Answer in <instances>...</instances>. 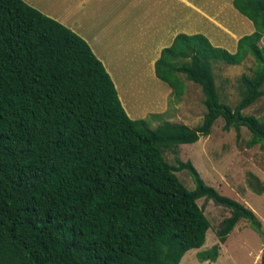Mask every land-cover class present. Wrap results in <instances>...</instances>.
<instances>
[{"label": "trees", "instance_id": "1", "mask_svg": "<svg viewBox=\"0 0 264 264\" xmlns=\"http://www.w3.org/2000/svg\"><path fill=\"white\" fill-rule=\"evenodd\" d=\"M232 4L254 26L234 52L180 32L155 61L175 97L185 88L179 73L200 86L201 123L152 128L150 118L129 117L84 38L24 0H0V264H179L211 226L201 197L229 210L220 243L241 219L264 241L250 207L208 185L191 161L175 166L163 154L207 136L218 117L237 138L246 127L249 146H264V121L243 112L264 93V0ZM248 54L255 65L232 106L219 98L211 62L238 64ZM178 169L188 170L193 189ZM251 189L264 193V185ZM219 247L198 260H216Z\"/></svg>", "mask_w": 264, "mask_h": 264}, {"label": "crops", "instance_id": "2", "mask_svg": "<svg viewBox=\"0 0 264 264\" xmlns=\"http://www.w3.org/2000/svg\"><path fill=\"white\" fill-rule=\"evenodd\" d=\"M24 1L88 42L110 74L120 101L132 119L151 118L149 115L155 114L159 116L152 117L174 122L170 119L176 115L187 117L192 110L190 101L185 104L187 88L180 99L174 101L172 88L155 75L154 65L161 49L169 46L176 34L202 33L213 45L232 46L231 52H234L242 33H237L238 30L232 26L227 28L226 23L233 18L241 29L239 31L251 28L250 22L232 9V0ZM196 22L202 27L195 26ZM220 26L231 38H226L225 34V37L215 40L212 27ZM159 82L164 83L159 85ZM144 85L148 92L152 87L156 89L141 104L137 97L142 95ZM183 107L185 111H182Z\"/></svg>", "mask_w": 264, "mask_h": 264}, {"label": "rangeland", "instance_id": "3", "mask_svg": "<svg viewBox=\"0 0 264 264\" xmlns=\"http://www.w3.org/2000/svg\"><path fill=\"white\" fill-rule=\"evenodd\" d=\"M57 4L58 2H55V5ZM231 7L235 10L232 4ZM236 13L247 19L251 24L252 30L254 29L252 22L247 17L238 11ZM195 26L198 28L202 27V25L199 27L197 22ZM225 26L227 28L231 26L236 28L238 30L237 33H242V35L252 31L251 28L239 31L241 29H239L237 21L234 22L233 18ZM220 27H212L215 32L213 35L215 40L225 37V34L226 38H231L222 29V26ZM260 45L264 46V36L260 41ZM224 48L232 51V46ZM254 65V58L249 54L238 64H229L223 60H213L211 62L212 72L221 101L232 106L237 103L242 97L244 90L241 76L243 73L251 75ZM179 77L184 81V86L187 88L185 95L187 94L188 98L185 97V104L190 101L189 104L193 108L189 111L187 117L181 118V116L178 115L177 117L176 115L173 120H170L195 127L201 123L202 115L205 111V107L202 104V91L198 84L186 79L184 74L179 73ZM161 83L163 84L164 82H159L158 84L162 85ZM156 85L155 83L154 86ZM155 89V87H152L150 92ZM262 89L264 90V84ZM150 92L145 89L144 85L142 95L139 98L137 97V101L141 104L144 101L146 102L151 94ZM180 97L173 95V100L178 101ZM185 110L186 108L183 107L182 111ZM172 111L175 112L174 109ZM243 112L253 114L264 121V93L253 104L245 108ZM154 115H149L151 117L149 125L152 128L163 121V117L154 118L152 117ZM152 119H156V121H152ZM223 124L224 119L218 117L207 136H201L196 142L191 144H180L177 147L165 149L163 152L164 157L170 164L175 166H178V159L184 162L191 161L208 185L250 207L260 219L262 230L264 231V193H256L251 189L252 185H257L258 187L264 185V146L260 144L248 145L251 133L246 127L240 128V136L237 138L235 128L230 127L229 130H224ZM175 173L188 189L194 188L193 178L187 169H178ZM197 203L203 209L211 226L206 232L203 246L188 250L181 258L179 264H259L264 248V241L249 226L246 220H239L228 234L225 242L220 243L217 231L222 219L229 215L228 208L217 205L211 199L204 197L198 198ZM216 243L220 246L216 260L199 261L197 253L209 249Z\"/></svg>", "mask_w": 264, "mask_h": 264}]
</instances>
